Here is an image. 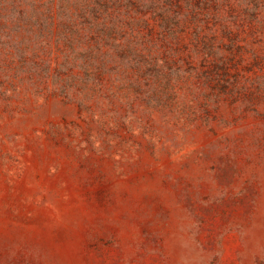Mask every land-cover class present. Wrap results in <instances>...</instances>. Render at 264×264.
Listing matches in <instances>:
<instances>
[{
  "label": "rangeland",
  "instance_id": "rangeland-1",
  "mask_svg": "<svg viewBox=\"0 0 264 264\" xmlns=\"http://www.w3.org/2000/svg\"><path fill=\"white\" fill-rule=\"evenodd\" d=\"M0 264H264V0H0Z\"/></svg>",
  "mask_w": 264,
  "mask_h": 264
}]
</instances>
